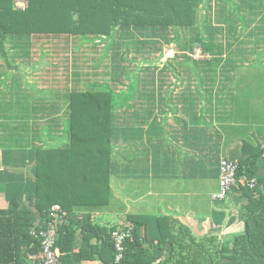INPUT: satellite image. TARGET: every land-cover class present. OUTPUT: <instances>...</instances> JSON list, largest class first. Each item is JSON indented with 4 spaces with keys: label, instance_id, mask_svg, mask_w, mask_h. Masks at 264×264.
Listing matches in <instances>:
<instances>
[{
    "label": "trees",
    "instance_id": "obj_1",
    "mask_svg": "<svg viewBox=\"0 0 264 264\" xmlns=\"http://www.w3.org/2000/svg\"><path fill=\"white\" fill-rule=\"evenodd\" d=\"M17 1L26 5L18 6ZM201 1L0 0V51L4 52V42L9 34L72 33L89 41L109 38L111 44L114 42L112 37L121 27L132 32L130 27L134 26L140 30L137 33L146 35L157 33L154 30L159 27L180 29L205 16L198 11ZM234 2L231 1L236 12L234 16L230 15L228 8L223 12L227 32L236 33L241 27L249 35L258 34L257 40H264V24L255 26L244 22L245 17ZM248 5L251 6L250 2ZM200 26L183 46L192 51L197 45L202 55L208 54V59L199 60L187 56V66L197 80L196 95L190 101L194 108L190 107V111L194 109L195 120L201 121L205 120L203 114L212 111L214 99L225 103L231 101L235 111L224 117L230 120L234 115L240 117V122L235 120L236 125L251 131L248 126L254 122L248 120L258 114L256 108L260 107L264 113V47L258 48L251 60H234L235 65H220L219 70V65L212 60L215 57L213 32H206ZM222 60L219 58L217 62ZM225 61L227 64L230 62L227 58ZM219 71L222 77L217 79ZM139 83L134 75L128 91L115 92L95 82L89 83L88 89L70 94L67 145H48L32 150L30 182L34 187L28 202L33 198L34 209L24 207L21 193L8 198V206L0 209V264H40L43 253L40 239L34 234L50 226L56 233L53 248L58 259L56 264H79L83 260L95 259L103 264H115L112 232L127 229L124 257L118 264H153L156 258H147L149 245L170 253L172 259H176L173 264H264V125L261 132L250 133L252 135H246L234 144L238 145L236 156L228 152L221 158L236 163L235 182L222 199L213 201L225 202L230 207L232 202H236L233 200L236 196L243 225L240 232L226 241L212 233L198 237L187 225L168 215L153 219L158 236L156 241L148 238L147 219L135 213L107 215L106 220H109L102 226L92 221L90 213L78 218L75 208L105 207L110 203L112 173L116 170L123 174L121 157L116 159V153L121 154L122 148L117 146V149L112 141V135L116 136L123 129L115 122L112 110L124 105L132 106L129 101L134 98ZM203 85L207 86L206 89L215 90L216 95L212 91L203 95L198 91ZM199 103L200 107L196 108ZM250 111L253 112L250 114ZM1 139L0 128V146ZM251 179L255 180L253 187L248 184ZM218 190L219 175L216 192ZM54 204H58L65 213L62 222H53L49 215ZM33 218L39 219L34 222ZM233 219L231 217L229 221ZM78 234L81 236L79 249ZM90 236H97L101 243L90 244ZM168 256L156 264H170L165 262Z\"/></svg>",
    "mask_w": 264,
    "mask_h": 264
},
{
    "label": "crops",
    "instance_id": "obj_2",
    "mask_svg": "<svg viewBox=\"0 0 264 264\" xmlns=\"http://www.w3.org/2000/svg\"><path fill=\"white\" fill-rule=\"evenodd\" d=\"M202 1L209 2L210 0ZM227 1L229 0H220L221 4L225 2V11ZM47 35L9 34L4 42L5 53L0 51V128L2 137L0 146V165H2L0 166V209L8 206V198L21 193L24 200L22 204L25 203L24 207L33 210V198L32 202H27L33 191L32 183L28 178L30 177V162L33 160L32 150L35 147L48 145H67L69 117L66 112L65 116L63 111L66 104L61 99L62 86L54 85L47 78L52 64L49 57L50 41L46 38ZM87 41L90 42L85 40V42ZM43 45L45 46L44 50H48L46 57H43L40 52ZM109 46L111 44L107 43V48ZM2 53L5 56H2ZM42 58H45L47 62L44 66L38 63ZM54 59L59 61L65 58ZM64 63L65 61L62 62V64ZM193 75L195 76L194 73ZM95 82L91 81V83ZM34 83L40 90L52 86L55 88L52 89V95L49 96L51 100L49 104L43 102L41 98L31 95L29 86ZM128 85L126 91H128ZM194 89L188 97V107H180V109L187 108L186 111L174 106L171 101V91H167L168 99L165 108L168 110H165L158 120L147 121L155 117L152 106L145 117V126L142 127L137 124L136 120L130 121L127 112L131 106L124 105L122 106L125 107L123 110L116 107L115 110L123 112V117H125L120 119L121 122H116L123 131L116 136L112 135V141L116 148L117 146L122 148L121 154L116 153V159L121 157L123 174L120 175L114 170L112 180L121 178L126 185L130 184L131 193L123 191L118 198V194L113 190L110 203L105 207L75 208L74 211L78 213V218H81L84 213H90L92 221L102 226L106 225L105 222L109 220H106L107 215L114 217L115 215L135 213L147 219V233L150 235L148 238H153L154 241L158 236L153 219L161 215L178 219L198 237L212 233L218 236L221 241H226L228 237L243 229L239 215L240 203L237 197H233L236 202H232L233 204L229 207L225 202L213 201L211 196L218 189L220 159L228 152L231 156H236L235 151H237L238 145L234 146V144L240 142L244 136L252 134L236 125L235 122L230 123L229 117H224L233 106L231 101L225 103L214 99L212 111L203 114L205 120L196 121L193 116L194 109L190 111V107H192L190 101L192 98L194 100L196 95V89ZM205 89L198 91L203 95H208L207 93L212 91V94L216 95L215 90ZM76 91L78 88H73L70 94ZM136 108L142 107L137 105ZM29 113L32 114V126L22 127L21 123L26 121ZM138 114L142 115V113ZM46 119L52 120V122L44 121ZM7 124L6 130L14 129L17 131L16 135L24 131H28V134L32 135L29 128L39 125L37 136L34 137L37 142L34 141L31 144L28 141L23 145L17 141L13 143L4 141L6 131L3 132V126ZM226 130L231 131L230 136L224 133ZM25 146H28V150H30V152L26 151L28 156L25 152L18 151ZM15 151L17 152L16 156ZM112 159L115 160V158ZM25 162H28L29 165ZM20 167L21 171L18 170ZM26 170L27 173H24ZM116 199L119 200L115 203ZM231 217L234 219L230 222L229 218ZM38 219L33 218L34 222ZM83 240L82 243L85 244ZM89 243L96 244L101 241L97 236H90ZM80 245L81 236L78 234V249ZM147 248L149 249L147 258H156L153 264L164 261L167 255H169V259L165 261L166 263L173 264L176 260L172 259L171 254L164 249H153L150 245ZM79 264L103 263L101 260L95 259L83 260Z\"/></svg>",
    "mask_w": 264,
    "mask_h": 264
},
{
    "label": "rangeland",
    "instance_id": "obj_3",
    "mask_svg": "<svg viewBox=\"0 0 264 264\" xmlns=\"http://www.w3.org/2000/svg\"><path fill=\"white\" fill-rule=\"evenodd\" d=\"M231 1H227L226 6L230 15L234 16L236 12L233 9L234 7ZM234 1L238 5L240 13L245 17L244 22L255 26L257 24H264V1ZM204 2L205 1H201L198 6V11H200L201 14L205 13V16H203L205 18L204 20L202 17L198 22L196 20L192 25L181 27L180 29L174 26L159 27L158 30H154V32L156 31L157 33L148 35L137 33L134 26L130 27L133 28L132 32H130L129 29L126 30L124 27H121L119 32L112 37L114 42L111 43V46L108 48L107 43L110 41L109 38L105 41L94 39L90 40V42H85V37H80L78 34H48L46 38L50 41L49 57L52 60V64L50 65V74L47 73V78L51 83H54V85L62 86L61 99L65 101L66 104L63 111L68 114L65 113V116L67 115V117H69L68 98L73 88H78V90L86 89L88 83L96 81L98 84L106 86L112 91H126L127 85L131 82L134 75L137 76L140 83L135 89L133 94L134 98L129 101L132 106L127 114L130 121L136 120L140 127L145 126V117L148 112H150L152 106L154 108L153 112L155 117L147 121L158 120L159 116L163 114L165 110H168L165 106L167 105L166 100L168 99L166 97V92L169 90L172 95L171 101L177 109L183 106L188 107V97L192 89L196 86L197 80L196 76L193 75L192 71H190L187 66V56L190 55L199 60L201 58L208 59V54L205 53V55H202L200 53L201 48L197 45L193 47L192 51H189L183 46L189 41L192 32L199 30V26L202 23H205V25L200 26L202 30L213 32V44L215 45L213 48V56L215 57L212 60L215 64L217 63L219 65V70L225 65L227 67L235 65L234 60H251L254 58L256 50L260 47H264V40H257L255 37L258 34L249 35V33L243 31L241 27L238 28L236 33L227 32L225 28L227 25L224 23L226 15L223 13L225 11V5H222L220 0L206 1L205 4ZM248 2H250L251 6L248 5ZM16 4L21 7L26 5L23 1H17ZM201 6H203V9H201ZM197 14L196 18H199ZM219 27L222 29L219 30ZM262 36L264 37V34ZM238 47L241 48L237 49ZM44 48L45 46L43 45V49L41 48L40 52L43 57H46L48 55V50L45 51ZM57 57H64L65 59L55 61L56 59L54 58ZM219 58L223 59L220 63L217 62ZM224 58H227L230 62L227 64L228 61L224 62ZM64 61L65 63L62 64ZM38 63L42 66L47 64L45 58L39 60ZM220 65L222 66L220 67ZM129 70H131L130 73H128ZM22 71H24V69H22ZM210 76L212 75L210 74ZM216 77L217 79L222 77L220 71L216 74ZM29 87L32 96L35 98L39 97L43 102L49 104L51 101L49 96L52 95V89H55L53 86L40 90L38 85L34 83ZM205 88H207V86H201V89ZM253 104L258 107L257 104ZM137 105H141L142 108L137 109ZM199 107L200 103L196 108ZM123 109H125V107H122L120 110ZM256 109L258 114H256L254 119L250 118L248 120L254 122L248 126L251 131L244 128L247 132H254V134L261 132V127L264 125V113L260 107ZM120 110H112L116 119L115 122H121L120 119L125 118L123 117V112H119ZM180 110L186 111L187 108H181ZM144 111L146 112L145 114ZM234 111L235 107L232 106L228 116H231ZM137 112L142 113V115ZM252 112L253 111H250V114ZM235 120L240 122V117L237 118L234 115L230 123H234ZM26 121H22V127L25 125L26 127H31V113L28 114ZM44 121L52 122V120L47 119ZM227 124L229 123L227 122ZM7 126L8 124L3 126V132L6 131V133H4V141L10 143L17 141L23 143V145L28 143V141L31 142V144H33L34 141L37 142L34 137L37 136L39 125H34L33 128H29L32 135H29L28 131L16 135L17 131L14 129L6 130ZM224 133L230 136L231 131L226 130ZM22 146L19 147L21 148ZM28 146L18 149V151L25 152L26 156H28L26 152ZM28 152H30V150H28ZM16 155L17 152L15 151V156ZM25 164L29 165L28 162H25ZM18 170L21 171V167L18 168ZM24 173H27V170ZM26 176H29V174H26ZM114 180L110 182L111 193L115 190V193L118 194V198H120L123 191L129 194L131 193L132 188L130 184L126 185L121 178H116ZM28 200L29 199H27V202ZM118 200L119 199H116L115 203L118 202Z\"/></svg>",
    "mask_w": 264,
    "mask_h": 264
},
{
    "label": "built area",
    "instance_id": "obj_4",
    "mask_svg": "<svg viewBox=\"0 0 264 264\" xmlns=\"http://www.w3.org/2000/svg\"><path fill=\"white\" fill-rule=\"evenodd\" d=\"M235 168L236 163L227 161L225 159H220L219 161V190L212 194V199H222L230 186L235 182ZM255 183L254 179L248 181L250 187H253ZM64 211L58 204H54L51 207L50 217L53 222H62L64 216ZM128 229L124 232L113 231L112 239L114 244V263L118 264L122 261L124 255V240L128 236ZM40 239V247L42 249L43 258L40 260V264H56L58 259L53 252L55 243V230L54 227L50 226L46 230H41L37 234Z\"/></svg>",
    "mask_w": 264,
    "mask_h": 264
}]
</instances>
